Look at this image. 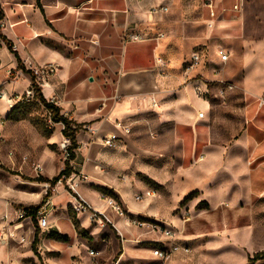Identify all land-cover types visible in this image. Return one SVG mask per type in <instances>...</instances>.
Segmentation results:
<instances>
[{
	"label": "crops",
	"instance_id": "1",
	"mask_svg": "<svg viewBox=\"0 0 264 264\" xmlns=\"http://www.w3.org/2000/svg\"><path fill=\"white\" fill-rule=\"evenodd\" d=\"M169 3L170 0H0L6 22L0 32V87L10 93H23L31 81L26 64L53 63L60 67L44 87L43 96L47 100L56 98L63 114L80 125L76 134L80 147L71 161L72 173L87 176L80 181L82 195L93 206L107 212L123 234L119 241L116 230L93 227L85 215L72 210L71 196L62 191L53 199L54 208L48 215L50 233L69 237L67 242L50 241L49 247L62 257L89 256L83 250L88 247L100 252L96 258L116 256L114 252L119 250L121 260L127 256L154 259L150 254L152 248L141 244L154 246L162 242L163 236L131 226L118 216L101 200L104 190L112 191L129 214H160L171 227L182 229L174 240L179 245L190 247L191 241L202 243L208 238L242 247L249 240L258 242L257 205L264 198V105L260 106L259 101L264 96L254 92L245 96L243 132L230 147L217 146L213 141L207 117L209 104L197 94L194 85H189L176 103L169 106L168 114L164 113L160 97L171 79L164 74L165 61L161 64L157 60L164 51L162 21L171 10L162 16H150L149 10L154 5ZM242 18L218 24L242 25ZM132 34H139L142 39H130ZM172 54L177 63L179 50ZM10 70H15L17 76L9 77ZM200 111L205 112L204 118H199ZM10 112L0 100V113L7 120ZM152 114L159 119L165 117V123L172 124L173 137L169 141L159 139L160 152L155 154L160 163L168 159L166 163L172 165L169 159L175 160L176 177L163 181L160 174L156 171L154 174L155 181L168 183L169 205L158 201L153 189L148 190H153L154 195L137 201L126 175L130 165L136 162L132 157L140 154L134 140L139 138L141 130L145 135L143 118ZM118 123L130 132L119 128ZM84 124L97 130L95 137L82 129ZM111 134L119 137L114 148L100 141ZM63 137L58 127L54 139L61 143ZM164 148L169 152L163 154ZM55 170L47 165L46 179L54 178ZM191 194L194 196L185 202L191 216L185 220L171 216L177 204ZM19 197L33 200L29 196ZM8 209L3 201L0 212ZM75 219L86 236L79 233ZM199 254L198 250L193 254L180 251L174 256L180 261L185 256Z\"/></svg>",
	"mask_w": 264,
	"mask_h": 264
},
{
	"label": "rangeland",
	"instance_id": "2",
	"mask_svg": "<svg viewBox=\"0 0 264 264\" xmlns=\"http://www.w3.org/2000/svg\"><path fill=\"white\" fill-rule=\"evenodd\" d=\"M204 1L170 0L167 4L171 11L162 21L164 51L161 57L166 65L164 74L171 79L169 82L171 84L163 91L160 100L165 109L164 113L168 114L171 110L169 106L176 103L178 97L194 85L197 94L209 104L207 117L213 141L217 146L230 147L243 132L245 96L249 92L264 96V0H245L242 25L221 23L213 30L207 25ZM221 49L230 55L226 65L220 61ZM174 50L180 52V60L177 63L172 57ZM193 53L200 55L201 62L194 71L186 73L188 60ZM215 71L219 72L218 76ZM179 77L182 78L180 85L177 83ZM221 79L233 83L235 89L222 94L219 82ZM197 80L199 82H195ZM201 81L207 86L200 83ZM197 86L201 87V91L197 90ZM46 101L48 102L47 99ZM2 110L7 111L3 108ZM51 114L53 116V110L45 102L28 104L16 109L4 126L0 142V157L4 161L0 167V208L4 201L6 208L9 209L0 212V218L5 214L10 216L3 224L4 227H0V240L6 238L7 241L6 245L0 242V264H158L152 257L127 256L121 260V256H118L119 250L114 252L116 256L96 258L88 254L89 256L62 257L59 252L49 247L52 239L59 241L50 235L52 230L50 223L49 228L45 230L40 228L38 218L15 220L16 209L20 207L35 206L42 202L45 205L49 197H52L53 201L62 191L69 194L66 184L59 186L54 192L50 182L44 181L48 178L47 165L56 169L53 176L55 177L66 168L67 162L71 164V161L64 159L60 143L54 139V133L60 125L52 126L49 122ZM60 114L64 115L61 108ZM143 122L145 135H142L141 130L139 138L134 140L140 154L132 157V161L136 162L130 165L126 173L127 180L132 185L134 194L153 189L157 192L156 199L163 200V203L169 205L168 183L155 181L154 174L155 171L160 174L163 181L171 176L176 177L177 166L173 165L175 160L169 159L172 165L166 163L168 159L165 161L162 159L160 163L155 154L160 152L159 139L169 141L173 137L172 124L165 123L167 122L165 117L159 119L153 114L143 118ZM10 152L14 153L13 159L8 157ZM168 152V148L162 149L163 154ZM37 164L44 167V173L40 177H37L34 171ZM22 195L33 200L24 201L19 197ZM117 197L121 200L119 195ZM150 203L153 205L154 201ZM189 210L183 201L177 204L170 215L185 220L191 216ZM126 214L127 217L161 226L156 231H152L150 227L138 228L145 232L158 233L163 236L162 242L167 241L163 235L164 229L183 232L182 229L171 227L168 220L160 217L159 213L158 216L144 213L131 215L126 211ZM257 220L258 242L249 240L246 242L247 246L242 247L227 241L222 242L218 238H208L207 242L202 243L194 240L190 242V253L187 254L196 253L198 250L200 256H185V259L180 261H176L173 256L169 264H248L251 257L264 251V198L257 205ZM81 232L83 233V230ZM36 235L38 241L34 243ZM116 238L122 240L121 236L116 235ZM141 246L150 249L154 247L152 243H144ZM89 249L83 247L87 253ZM245 250H248V253ZM150 254L153 256L152 251ZM256 264H264V259L258 260Z\"/></svg>",
	"mask_w": 264,
	"mask_h": 264
},
{
	"label": "built area",
	"instance_id": "3",
	"mask_svg": "<svg viewBox=\"0 0 264 264\" xmlns=\"http://www.w3.org/2000/svg\"><path fill=\"white\" fill-rule=\"evenodd\" d=\"M143 1V0H138ZM205 8L207 10L208 14V20L207 25L210 29H214L219 22L225 21H238L242 18L244 14L245 9V0H222L221 2H217L216 0H206L205 1ZM169 11V7L166 5H154L150 8L149 14L150 16H162L165 13ZM2 13V10L0 8V14ZM6 26L5 22V16L2 15L0 17V32L4 29ZM1 38V33H0ZM130 39L133 40H140L142 39L141 35L139 34H132L130 35ZM15 48V46H14ZM75 48H78L75 46ZM220 61L223 65H226L230 60V55L227 51L224 49H221L219 51ZM158 63H163V58H159L157 60ZM200 55L198 53H194L191 57V59L188 62V65L186 66V73H190L194 71L197 66L200 64ZM59 66L53 63L46 64L44 66H33L31 64L25 65V70L30 73V85L26 88V90L23 93H16L5 90L3 87H0V100H3L6 104V107L12 111L16 106L18 105H28V104H35V103H43L41 94L43 95V89L45 86H47L53 76L56 75V73L59 70ZM163 73V72H162ZM217 76L219 75L218 71H215ZM9 77H16L17 72L15 70L8 71ZM195 82H199L198 80ZM222 87V94H225L228 91H231L235 89V86L233 83L225 81L224 79L219 80ZM200 83L207 86V84L204 81H201ZM197 90L201 91V87L197 86ZM208 89V88H207ZM50 104L57 105V99L56 98H50L48 100ZM154 106L156 105V102H153ZM260 106L264 105V98H261L259 101ZM199 118H204L205 112L200 111L198 114ZM7 122V116H4L0 113V142L3 138L2 130ZM49 122L52 124V126L60 125V129L63 133V131L66 129V125L62 122L55 123L52 120V114L50 115ZM54 122V123H53ZM117 126L119 128H122L125 130V132L129 133L130 129L124 126L122 123H118ZM82 129L85 132H88L93 137L96 136L97 130L93 129L92 126L89 124H84L82 126ZM119 140V137L117 134H111L106 135L101 138V143L110 148H114L116 146V142ZM70 146H71V139L70 137H63V141L60 143V150L63 154V157L66 161H71V152H70ZM8 157L10 159L14 158V153L10 152ZM4 164V161L0 157V167ZM34 171L36 173L37 177H40L44 173V167L41 164H37L34 167ZM124 178V177H123ZM83 179H87V176H85L83 173L80 174H70L68 176H61L57 182L52 183L50 182V186L53 187V191L56 192L59 186H63L66 184L67 191L69 192L72 201L70 203L72 210L76 214H82L85 215L88 219V221L91 223L92 226L100 228V230H104L106 228L112 227L114 230L117 231V233L123 238L122 232L117 228V225L115 221L110 217V215L95 206H93L81 193L80 191V181ZM155 192L152 190H148L143 193H138L135 195V199L137 201H143L146 197L154 195ZM101 200L103 203L114 210L118 216L125 218L128 223L131 226L136 227H150L152 231L159 230L161 226L158 224H148L145 222H142L138 220L137 218H131L127 217L126 210L124 209L123 205L117 198H115L112 195H109L107 193L102 192L101 193ZM52 197H49L46 201L45 205H42L40 209L37 211V216L39 226L42 229L47 230L49 228V211L54 208V205L51 201ZM9 214H5L0 218V227H4L3 224L9 220ZM32 218L28 216L27 210L25 207H20L16 209L15 212V220L20 221L22 219H29ZM14 220V221H15ZM179 232H175L173 229H164L163 235L165 236L166 240L165 242H161L160 245H155L152 248V254L153 258L158 264H169L171 262L173 256L175 253L183 251L185 253H190V249L187 246H182L174 242V240L177 238V234ZM1 237V236H0ZM2 245H6L7 241L6 238H2L0 240ZM98 250H89V254L92 257H96L99 255Z\"/></svg>",
	"mask_w": 264,
	"mask_h": 264
},
{
	"label": "trees",
	"instance_id": "4",
	"mask_svg": "<svg viewBox=\"0 0 264 264\" xmlns=\"http://www.w3.org/2000/svg\"><path fill=\"white\" fill-rule=\"evenodd\" d=\"M0 17H2V13L0 14ZM8 44L10 45V50L12 52L16 53L13 50L11 44L10 43H8ZM16 56L18 57L17 53H16ZM19 66H20V62H19ZM41 98H42V101L45 102L46 105L53 110L52 120L55 123L62 122V123H64L66 125V129L63 131V135L66 136V137H70V139H71L70 152H71V161H72L75 158L76 149H78L80 147L78 142H77V140H76V134L78 132V129L80 128V125L74 123L68 117L60 114V108L58 106H56V105H52V104L48 103L46 101L45 97L42 94H41ZM21 106H26V105H18V106H16L10 112L9 116H11L16 111V109H18ZM72 172H73L72 166H71L70 162H67L66 163V168L58 176H55L51 180L45 179L44 181L55 183V182H57V180L61 176H68V175L72 174ZM103 192L114 196V193L112 191L104 190ZM193 196H194V194H191L189 197L185 198L184 202L190 200ZM43 203L44 202H42L39 205H35V206H26L25 209L27 210L28 216L32 217L33 220H35L36 216H37V211L40 209V207L43 205ZM75 225H76L77 229H79V223H78V221L76 219H75ZM79 233L83 234V235H86L84 232L82 233L80 230H79ZM50 235L53 236V237H56V238H58L60 240H63L65 242H67L69 240V237L67 235H61V234L54 233V232H51ZM37 241H38V238H37V235H36L34 243H36ZM262 259H264V251L260 252V253H257L253 257H251L248 264H256V262L258 260H262Z\"/></svg>",
	"mask_w": 264,
	"mask_h": 264
},
{
	"label": "water",
	"instance_id": "5",
	"mask_svg": "<svg viewBox=\"0 0 264 264\" xmlns=\"http://www.w3.org/2000/svg\"><path fill=\"white\" fill-rule=\"evenodd\" d=\"M91 81H93V78H90Z\"/></svg>",
	"mask_w": 264,
	"mask_h": 264
},
{
	"label": "bare ground",
	"instance_id": "6",
	"mask_svg": "<svg viewBox=\"0 0 264 264\" xmlns=\"http://www.w3.org/2000/svg\"><path fill=\"white\" fill-rule=\"evenodd\" d=\"M18 228H19V225H18Z\"/></svg>",
	"mask_w": 264,
	"mask_h": 264
}]
</instances>
